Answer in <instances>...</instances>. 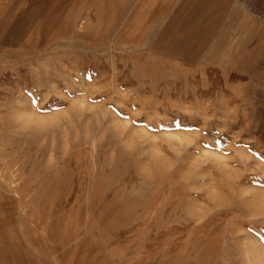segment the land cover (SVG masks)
I'll return each mask as SVG.
<instances>
[{
	"label": "rangeland",
	"instance_id": "374dc122",
	"mask_svg": "<svg viewBox=\"0 0 264 264\" xmlns=\"http://www.w3.org/2000/svg\"><path fill=\"white\" fill-rule=\"evenodd\" d=\"M0 264H264V0H0Z\"/></svg>",
	"mask_w": 264,
	"mask_h": 264
},
{
	"label": "bare ground",
	"instance_id": "6f19581e",
	"mask_svg": "<svg viewBox=\"0 0 264 264\" xmlns=\"http://www.w3.org/2000/svg\"><path fill=\"white\" fill-rule=\"evenodd\" d=\"M28 10V6L27 7H25L23 10H22V12H21V14L24 16V14H25V12ZM20 14V15H21ZM13 53V52H12ZM33 56H35V55H33Z\"/></svg>",
	"mask_w": 264,
	"mask_h": 264
}]
</instances>
